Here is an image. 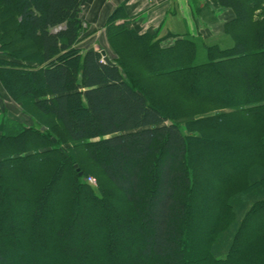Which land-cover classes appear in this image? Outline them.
<instances>
[{
  "label": "trees",
  "instance_id": "obj_1",
  "mask_svg": "<svg viewBox=\"0 0 264 264\" xmlns=\"http://www.w3.org/2000/svg\"><path fill=\"white\" fill-rule=\"evenodd\" d=\"M217 1L230 45L113 14L107 65L82 0H0V264H264V0Z\"/></svg>",
  "mask_w": 264,
  "mask_h": 264
},
{
  "label": "crops",
  "instance_id": "obj_2",
  "mask_svg": "<svg viewBox=\"0 0 264 264\" xmlns=\"http://www.w3.org/2000/svg\"><path fill=\"white\" fill-rule=\"evenodd\" d=\"M79 9L82 24L88 26V32H93L86 39L93 43L92 36L97 32L105 35L104 24L113 14L115 24L124 23L139 35L157 34L161 38L169 34L186 35L206 42L225 36L223 26L234 18L232 11L220 7L217 0H82ZM0 98L7 99L1 86Z\"/></svg>",
  "mask_w": 264,
  "mask_h": 264
},
{
  "label": "rangeland",
  "instance_id": "obj_3",
  "mask_svg": "<svg viewBox=\"0 0 264 264\" xmlns=\"http://www.w3.org/2000/svg\"><path fill=\"white\" fill-rule=\"evenodd\" d=\"M82 29H83V32L89 31V28H88V26H86V24H82ZM95 32H97V30ZM92 39L95 40L94 43L90 39H88V40L86 39V41H84L83 43L80 44V47H83L86 45H92L91 47H93L94 49H97L99 51L104 49L108 54L110 53L109 47L107 45L108 43L106 42V38H105L104 33L100 34L97 32L95 37L92 36ZM204 42H206V41H204ZM11 43L12 44H11L10 48L15 49V51H17L18 55H21V56L23 54H25V52H27L29 50H33L31 45H29L25 40L21 39L16 33L13 34V40ZM207 43H216L221 47H225V46L230 45L231 41L226 36H219V37H216L214 39L208 40ZM199 54H202V53H199ZM4 101H3V106L6 108V110H8L5 115L20 118L21 120H23L24 117H22V115H20V113H19V111H20L19 105L17 106V105L9 103V101L7 99ZM26 109L31 111V108L28 104H26ZM88 177H92L95 179V177L93 175H89ZM95 186H96V184H95ZM95 186H93V187H95ZM42 260H44V259H42Z\"/></svg>",
  "mask_w": 264,
  "mask_h": 264
},
{
  "label": "water",
  "instance_id": "obj_4",
  "mask_svg": "<svg viewBox=\"0 0 264 264\" xmlns=\"http://www.w3.org/2000/svg\"><path fill=\"white\" fill-rule=\"evenodd\" d=\"M100 54H101V56H102V62H103V63H105V64H107V65H113V64L109 61V59L105 56V52H104V51H100ZM76 171H78V168H76ZM78 174L81 175L80 172H79Z\"/></svg>",
  "mask_w": 264,
  "mask_h": 264
},
{
  "label": "built area",
  "instance_id": "obj_5",
  "mask_svg": "<svg viewBox=\"0 0 264 264\" xmlns=\"http://www.w3.org/2000/svg\"><path fill=\"white\" fill-rule=\"evenodd\" d=\"M86 182H87V184H89V185H91V186H95V179L94 178H92V177H87L86 178Z\"/></svg>",
  "mask_w": 264,
  "mask_h": 264
}]
</instances>
